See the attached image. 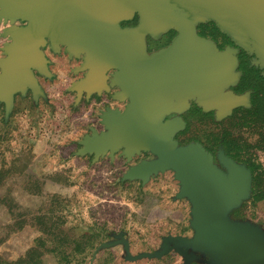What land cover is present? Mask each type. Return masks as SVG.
<instances>
[{
    "label": "water",
    "instance_id": "obj_1",
    "mask_svg": "<svg viewBox=\"0 0 264 264\" xmlns=\"http://www.w3.org/2000/svg\"><path fill=\"white\" fill-rule=\"evenodd\" d=\"M137 16L135 24H122ZM0 101L8 117L17 93L30 89L34 99L43 92L34 70L50 75L42 47L82 59L75 72L84 76L72 89L109 91L127 100L122 110L101 112L105 131L92 128L80 141L77 153L93 159L109 152L130 161L142 152L154 157L131 165L123 179L147 181L170 169L179 183L175 197L190 202L193 234L164 239L154 253L127 257H161L175 250L189 264L194 251L207 252L215 264H264V231L245 221L232 220L229 210L250 189L251 171L220 152L218 160L199 142L179 144L174 138L185 122L181 113L193 100L215 119L228 116L237 106H248L247 93H235L239 79L236 49H219L197 33V25L212 21L236 46L254 54L264 67V0H0ZM169 30L175 35L164 47L147 50ZM174 116L168 118L167 116Z\"/></svg>",
    "mask_w": 264,
    "mask_h": 264
},
{
    "label": "rangeland",
    "instance_id": "obj_2",
    "mask_svg": "<svg viewBox=\"0 0 264 264\" xmlns=\"http://www.w3.org/2000/svg\"><path fill=\"white\" fill-rule=\"evenodd\" d=\"M7 25L0 21V47L7 40L1 35ZM170 32L157 40L147 37L148 50L166 46L172 39ZM237 47L231 48L237 52ZM15 101L7 118L4 102L0 101V197L7 196L0 201V260L14 261L33 246L43 264H60L57 255L61 252L70 259L62 264H183V256L174 249L158 258L130 259L122 242L125 239L128 252L136 256L160 251L164 239L171 235L193 234L189 203L184 198L172 199L179 185L172 171L144 185L118 180L115 184L104 183L97 172H77L71 164L53 171L58 166L53 160L43 162L51 169L47 172L27 150L26 138L21 134L19 95ZM210 112L186 113L185 127L177 135L180 144L199 142L206 150H215L219 145L216 158L220 152L232 158L221 144L220 137L226 136L243 146V158L252 152L253 160L264 169V126L253 122L245 111L235 110L221 119H215L214 111ZM68 146L76 149L80 145ZM144 153L127 162L119 160L116 179L131 165L154 157L151 152ZM215 162L224 169L218 158ZM237 162L251 171V183L248 194L230 208L229 216L264 231V205L260 203L262 199L253 200L252 170L245 162ZM6 203L11 210H7ZM17 219L21 220V228L14 226ZM189 264L215 263L207 252L196 250Z\"/></svg>",
    "mask_w": 264,
    "mask_h": 264
},
{
    "label": "crops",
    "instance_id": "obj_3",
    "mask_svg": "<svg viewBox=\"0 0 264 264\" xmlns=\"http://www.w3.org/2000/svg\"><path fill=\"white\" fill-rule=\"evenodd\" d=\"M42 51L48 60L47 67L50 75L41 74L36 70H34V74L43 94L34 99L31 90L27 89L25 93H17L16 95H19L21 98V134L26 138L25 145L27 146V150H30L34 155V159L43 166V169L51 172V169L45 167L43 162L45 160H53L58 163V166L54 167L53 171L56 168L60 171L65 164L68 166L71 164L77 172L83 170L81 172L87 173V175L96 174L97 172L104 183L115 184L116 180H118L120 183L124 181L141 185H144L148 181L149 183L153 182V178L163 175L166 171H172L170 169L158 171L152 174L145 182L139 178L123 179V173L116 179L120 169L118 161L123 159L127 162L124 156L119 153L110 156L109 152H106L94 160L93 153H77V150L81 147L80 141L84 136L91 135L92 128L96 129L99 133L106 130L100 116L101 112L108 107L122 110L127 100H121L114 96V93L119 90V87L116 85L111 86L109 91L103 90L101 93L93 92L89 96L86 95V91H83L81 96L78 97L77 91L71 87L74 82L84 76L83 71H74L80 65L82 61L81 57H70L64 51V46H61L60 50L55 52L50 48L49 43L42 47ZM245 93L249 94L248 92L241 94ZM15 96L13 106L16 104ZM192 103L202 110L193 100L189 101V106ZM189 106L182 113L188 110ZM172 116L174 115H168L167 117L170 118ZM184 122L186 121L184 120ZM174 138L180 144V140L176 134ZM70 143H77L80 146L73 149L72 146H68ZM66 151L71 152V155H68ZM91 160H94L96 164L91 162ZM214 161H216L215 158ZM177 184H179L178 181ZM178 189L179 185L177 191ZM177 191L172 195V199L176 198L175 194ZM182 198L186 199L189 203L190 214V202L187 198ZM260 203L264 205V199Z\"/></svg>",
    "mask_w": 264,
    "mask_h": 264
},
{
    "label": "flooded vegetation",
    "instance_id": "obj_4",
    "mask_svg": "<svg viewBox=\"0 0 264 264\" xmlns=\"http://www.w3.org/2000/svg\"><path fill=\"white\" fill-rule=\"evenodd\" d=\"M125 24H128V23H125ZM197 29L200 35L214 40L219 49H224L226 46L237 47L227 35L221 33L218 28L216 29L215 24L211 21L203 23V24H198ZM174 35H175V32L172 33L171 37H173ZM155 48L157 49L159 47H155ZM237 48H238V51L236 52V54L238 58V64L236 66V70L239 72V79L236 82V84L234 86H230V88L235 93H238V94L248 92L249 93L248 94L249 106L236 107L233 109L232 112H234L235 110H241L249 114L247 110L252 109L253 100L257 98L258 94L261 95L262 100H264V67H261L259 64L257 65L254 64L253 62V59L255 57L254 54H249L245 49L241 47H237ZM191 110L202 111L199 107H197L194 103H192L189 106V109L181 114L184 120H186V117H185L186 113L190 112ZM210 113L213 114V111H211ZM255 123H259V122H255ZM181 131L177 132L176 136ZM219 147L221 146L218 145L216 149H218ZM208 150L213 154L216 160V155H215L216 151L210 150V149ZM144 154H145L144 152L141 153V155H144Z\"/></svg>",
    "mask_w": 264,
    "mask_h": 264
},
{
    "label": "trees",
    "instance_id": "obj_5",
    "mask_svg": "<svg viewBox=\"0 0 264 264\" xmlns=\"http://www.w3.org/2000/svg\"><path fill=\"white\" fill-rule=\"evenodd\" d=\"M136 20H137V16H135L132 20L122 22V24H125V23L133 24L136 22ZM200 24H203V23H200ZM215 28L217 29L216 26ZM174 32H175L174 30H171V33H174ZM247 111L251 115V120L253 122H259L262 126H264V100H262L261 95L259 94L257 95V98L253 100L252 109L247 110ZM220 140H221V144L223 148L225 149L226 153L229 156H231L237 161L245 162L247 166L251 168L252 174H253V183H254L253 200L257 201L259 199H263L264 198V169L263 167L253 160L254 158H253L252 152H249V153L246 152L249 154V156L247 158H243V155L245 154L242 151L243 146L239 144L235 139L222 136L220 137ZM6 198L7 196L0 197V201L4 202ZM5 206H7L6 208L8 211L11 210L10 205L6 203ZM14 226H18L17 228H21V220L19 219L15 220ZM38 241L40 240H37L36 245H38ZM75 242H78V240H76ZM88 242L89 240H86V243ZM57 258L60 264L67 263L70 261L69 257L63 252L59 253V255H57ZM0 264H43V263L40 259V254L37 253V251H35V247L32 246L20 258H17L14 261L0 260Z\"/></svg>",
    "mask_w": 264,
    "mask_h": 264
}]
</instances>
